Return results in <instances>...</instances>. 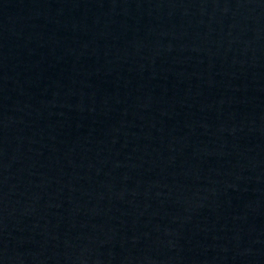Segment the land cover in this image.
<instances>
[{"label": "water", "instance_id": "obj_1", "mask_svg": "<svg viewBox=\"0 0 264 264\" xmlns=\"http://www.w3.org/2000/svg\"><path fill=\"white\" fill-rule=\"evenodd\" d=\"M0 264H264V0H0Z\"/></svg>", "mask_w": 264, "mask_h": 264}]
</instances>
